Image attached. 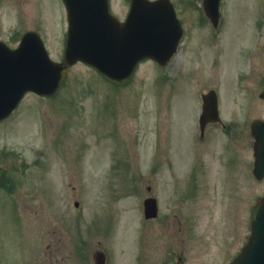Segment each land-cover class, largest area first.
Here are the masks:
<instances>
[{
  "label": "rangeland",
  "instance_id": "obj_1",
  "mask_svg": "<svg viewBox=\"0 0 264 264\" xmlns=\"http://www.w3.org/2000/svg\"><path fill=\"white\" fill-rule=\"evenodd\" d=\"M171 1L184 37L165 68L143 62L128 84L113 87L77 63L56 97L28 95L0 123L9 179L0 187V264H81L94 250H106L108 264H175L179 255L183 264H229L241 250L264 196L250 132L253 120H264V0H221L217 30L203 19L201 0ZM110 2L124 18L129 0ZM63 17L59 0H2L0 40L15 45V34L38 29L59 60ZM211 89L237 130L226 139L212 126L200 142L199 94ZM148 196L158 202L155 220L143 217ZM77 222L78 235L88 226L111 231L90 234L81 248L70 240Z\"/></svg>",
  "mask_w": 264,
  "mask_h": 264
},
{
  "label": "water",
  "instance_id": "obj_2",
  "mask_svg": "<svg viewBox=\"0 0 264 264\" xmlns=\"http://www.w3.org/2000/svg\"><path fill=\"white\" fill-rule=\"evenodd\" d=\"M68 12V36L62 63H53L37 35L26 34L14 51L0 43V119L6 117L26 91L53 94L77 61L97 68L113 80L129 76L139 60L151 58L165 64L176 52L182 30L169 0H131L124 23L108 11V0H63ZM220 0H202L205 15L214 27ZM214 92L205 95L201 123L216 121ZM264 97V94H261ZM255 137L254 175L264 176V122L251 125ZM155 199L144 201L145 218L157 216ZM100 264V263H99ZM181 264V263H177ZM231 264H264V198L253 208L251 235Z\"/></svg>",
  "mask_w": 264,
  "mask_h": 264
},
{
  "label": "flooded vegetation",
  "instance_id": "obj_3",
  "mask_svg": "<svg viewBox=\"0 0 264 264\" xmlns=\"http://www.w3.org/2000/svg\"><path fill=\"white\" fill-rule=\"evenodd\" d=\"M201 106V105H200ZM197 124H198V128H199V119L197 120ZM230 124L232 125V126H230V125H228V124H225V126L223 125H221V124H219V123H217V124H208L207 126H206V128H205V130H204V134L202 135L201 133H200V129H199V133L201 134V135H199V137H200V141L201 142H203V141H205V132H206V130L209 128V127H212V126H215L216 128H217V130H220L221 131V133L227 138H232L233 137V135H235V132L234 131H236L237 130V126H235L236 124L234 123V122H230ZM226 156V155H225ZM231 162H233V161H231ZM201 164V163H200ZM196 166H199L198 164L196 165ZM201 171V167L199 166V169H198V171ZM196 172V171H195ZM194 177H196V175H194ZM187 178V177H186ZM149 188V189H148ZM147 188V191L148 192H150V187H148ZM185 188H186V183H185V186H184V191H185ZM73 190H75V188L73 189ZM74 195H75V193H74ZM78 229V228H77ZM110 227H104L103 228V230H102V232H100L99 230H94L93 232H91L90 230H86V235H78V231L75 233V235H77V240L78 241H80V247H82V242H84V241H86V240H90V238H92L93 237V235H98V236H101V237H106L107 235H109V232H110ZM51 233H54V231H50ZM90 234H93V235H90ZM60 235H61V233H60ZM61 237L62 236H59V238H58V240H57V243H59L60 242V240H61ZM101 243V241H99L98 242V244H100ZM55 249H57V248H55ZM97 252H100L99 250H94V251H91V253L90 254H88L87 256L85 255L84 257H81L80 259H81V261H80V263L81 264H95V253H97ZM158 259L159 258H157V264H160L161 263V261L158 263ZM161 260V259H160ZM62 262H63V260H61ZM104 264H108V263H106V261L104 260Z\"/></svg>",
  "mask_w": 264,
  "mask_h": 264
}]
</instances>
